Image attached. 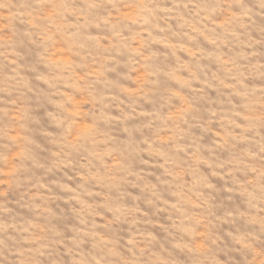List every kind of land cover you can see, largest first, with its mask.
<instances>
[{
  "label": "clouds",
  "instance_id": "9594fccd",
  "mask_svg": "<svg viewBox=\"0 0 264 264\" xmlns=\"http://www.w3.org/2000/svg\"><path fill=\"white\" fill-rule=\"evenodd\" d=\"M0 264H264V0H0Z\"/></svg>",
  "mask_w": 264,
  "mask_h": 264
},
{
  "label": "rangeland",
  "instance_id": "374dc122",
  "mask_svg": "<svg viewBox=\"0 0 264 264\" xmlns=\"http://www.w3.org/2000/svg\"><path fill=\"white\" fill-rule=\"evenodd\" d=\"M43 122V121H42Z\"/></svg>",
  "mask_w": 264,
  "mask_h": 264
}]
</instances>
